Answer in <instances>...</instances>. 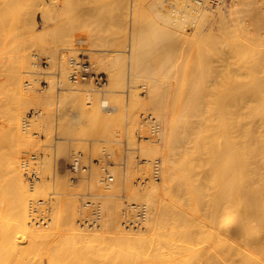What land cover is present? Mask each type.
Returning <instances> with one entry per match:
<instances>
[{
	"label": "rangeland",
	"instance_id": "obj_1",
	"mask_svg": "<svg viewBox=\"0 0 264 264\" xmlns=\"http://www.w3.org/2000/svg\"><path fill=\"white\" fill-rule=\"evenodd\" d=\"M179 1L130 0L129 3V0H0L1 119L4 114L7 116L12 111L8 104L14 101L13 97L7 95V91H10L9 96L12 92L6 77L11 67L7 59L12 65L13 61H17L15 59L18 52L23 51L30 64L29 68L25 67L28 71L22 77L24 99L21 98L24 101H17L23 104H20V135L11 132L12 142L4 146L2 144L3 148L0 142V164L6 166V158L10 157L8 153H18L16 155L20 170L29 190L26 196L29 219L27 224H40L42 234H39L40 239L36 242H31L30 235L22 230L17 231L15 237L19 246L32 243V248L38 247L35 249L38 252L32 250L30 253L31 259H35L34 262L37 260L36 263L39 264L40 260L45 264H121L125 259L142 262L144 258V262L162 258L170 263H186L191 260L188 258L191 254L190 248L202 244V235H197L195 230L188 232L187 229L193 227L195 220L204 218L205 208L203 210L202 204L201 211H193L188 207L189 202L182 204L183 199L177 203L188 218L183 225H169L167 228L161 226L156 230V235H151L152 232L146 234L143 230L141 232V228L147 225L145 217L150 207L142 191L148 189L151 182H160L163 155L168 151L165 141L168 131H165L167 127L161 120L159 110L163 106L162 110L166 108L167 112L171 103L176 102L173 96H184V99H180L185 100V107L189 106L188 111H184L187 113L186 118L183 115L184 125L187 127L184 126V132L191 137L192 144L201 142V117L209 112L206 111L208 108L205 109L201 91L211 81H216L212 77H226L221 78V93L225 102L223 113L218 112L216 107L215 114L221 113V117L214 113L208 116L209 121L213 119V115L216 116L214 119L220 117L216 122L222 131L217 133L216 137L219 139L217 138V143L215 141V146L218 147L215 148L223 153L225 145L234 144L235 137L230 132L237 124L234 107L240 97V82L244 84L245 79L248 80V76L240 80L236 78V74L253 68L251 71H255L258 76H264V0H203L207 8L199 11L183 6ZM188 1L193 5L197 4L196 0ZM216 57L226 60L222 61V65H216L219 60ZM70 58L89 61L90 71L102 74L103 82L100 85L95 84L91 78L73 82L69 77L73 67ZM2 63L9 65H5L9 68ZM216 66H219L217 72V68L214 69ZM207 79L210 83L206 82ZM182 103L177 106L181 107ZM212 110L214 112V108ZM146 116L150 117L148 121L151 122L144 121ZM231 119L236 122L233 123ZM5 120L2 124L8 125L9 119L7 122ZM7 125L4 129L0 123V136L5 133V136H10L9 129L8 135L7 131L4 132ZM212 132L209 131L210 135ZM203 150L200 147V151ZM78 153H81V166L86 168L73 171L70 162L74 154ZM200 156L198 154L192 162L198 168H218L219 164L221 166V161H216L213 167L214 164ZM231 160L227 158L224 163L234 164L235 161L232 160L231 163ZM214 175H208L207 182L218 181L219 174L215 175L216 178ZM38 185L36 192H32L31 186ZM226 186L222 189V194H217V199L220 198L219 204L235 196L234 183ZM3 189H6V193L7 188ZM156 193L153 197H158L159 193L162 195L160 189ZM8 198L11 202L7 199L10 202L6 203L7 213L10 212L8 203L13 212L14 200L12 194ZM11 212L9 214L13 217ZM139 229L145 237L153 236V240H147V243L143 241L141 247L136 249L140 242L136 245L130 243L124 234L131 233L133 236L139 233ZM177 229L185 234L175 236L173 232ZM254 229L250 230L253 236L245 237L243 243H214L213 250L224 252L235 249V252L239 251L237 256L241 255L240 251L254 250V259H263L264 245L257 247L250 244L257 234L261 237V230ZM140 251L143 255L140 253L139 256ZM129 252L131 256L134 254V259L124 257L130 255ZM135 254L138 255L137 259ZM158 254L159 257H156ZM145 256L151 260H146Z\"/></svg>",
	"mask_w": 264,
	"mask_h": 264
},
{
	"label": "bare ground",
	"instance_id": "obj_2",
	"mask_svg": "<svg viewBox=\"0 0 264 264\" xmlns=\"http://www.w3.org/2000/svg\"><path fill=\"white\" fill-rule=\"evenodd\" d=\"M179 2H181V4H183V6L184 5H186L187 7L190 6L191 8L196 9L198 11L200 9H206L207 8V6L205 5V2L203 0H196L195 3H197V4H194V5L191 4L188 0H180ZM129 3H130V0H129ZM6 9H7V7H6ZM218 17H220V16H218ZM205 34H207V33H205ZM21 52H18V56L16 54L17 58L16 59L14 58V59L17 61H13L14 63L12 65H11V62L10 61L8 62V59H7V63L8 64L10 63L11 67L8 70V74L6 77L8 80V87L10 85V89L12 91L11 96H9L10 91L9 92L7 91V93H8L7 95H8V97H13L12 99L14 100L10 103L12 106H10V104H8L9 109L11 107L10 110H12V111L8 114L6 113L7 116L4 114L7 119L6 120L4 119L5 118L4 115L3 116L1 115L2 118L4 117L3 119H1V117H0V119L2 120V122L0 120V123H1L2 127L4 126L3 127L4 129H5V126L7 124L3 125L2 124L3 120H5L6 122L8 119L10 120V121L8 120L9 123L6 127V130L3 129L4 132L7 131V135L9 132L8 129L10 130L9 135L11 134V132H14L16 135H20L19 130H20L21 125H19L20 124L19 122L21 121V119H20L21 118L20 117L21 107H22L21 105H23V104H21L19 102L17 103V101H20V99L22 101H24L23 100L24 99L23 98L24 93L22 92L23 90L21 89L22 88L21 86L23 84L22 83V81H23L22 77L24 75L23 73L28 71V70H25V67H26V69H27V67L28 68L30 67L29 66L30 64H29V61L27 58V54H25L23 51H21ZM239 55H240V53H239ZM231 56H232V53H231ZM93 59H95V58H93ZM216 59H219V60H217L216 65L218 63L222 65L224 63L222 61L224 59L226 60V58L221 60L222 58H217V57H216ZM216 59H215V61H216ZM5 60H6V58H5ZM203 61H204V59H203ZM30 62H31V60H30ZM251 63H253V62H251ZM61 64H62V62H61ZM95 64H97V66H98V63H95ZM5 65H7V64H5ZM102 65H104V64H102ZM212 65H213V63H212ZM221 65H220V67H221ZM7 66H9V65H7ZM97 66H96V68H97ZM132 66H134V65H132ZM206 68H208V67H206ZM215 68L218 69V70L217 69L215 70L216 72L219 71V66L214 67V69ZM235 68H237V67H235ZM209 69H210V67H209ZM249 69L248 70L244 69V71H243L241 68L242 71L238 70L239 72L236 74V78L241 80L242 77L244 78V76L245 77L248 76V80L244 78L246 80L245 81L246 84H245V82H244V84H242L240 82V80H238V82H240L239 92H238L240 97H239V101H237V102L235 101L236 102L235 107L233 106L234 110L236 111L235 114L237 117V124H235L236 127L231 125V126H233V129H231V131H230V132H233V134H234L235 142H233L234 143L233 145H228V144L225 145L226 148L224 149L223 153H221V151L219 149H216L218 146H215V145H217L216 144L217 143L216 140L218 138V137H216L217 133H219V132L221 133V131H222V130L221 131L219 130L220 125L216 121H218L220 119V117H221L220 114L223 113V108L225 105L224 97L222 96V93H221L222 84H223L222 83L223 79H221V78H226V77L220 76V79H216V77L218 78L219 76L215 75L216 76L215 78H213L211 76L212 77L211 79L212 80L215 79L216 81H214V82L211 81V84L208 86L205 85L207 87L204 88L203 91H201V92H203L202 97L204 96L203 97L204 102L203 101L202 102L206 105L205 109L208 108V109H206V111H209V112H206V114L202 113L204 115V117H201V118H203L201 142L198 141L195 144L194 143L192 144L191 137H189L188 135L186 136V134L184 132V129H183L185 126L184 120L186 118L185 114H187L184 111H186L189 107V106L185 107L187 105H185L186 102H185V100H183L184 96L183 97L182 96L176 97L179 99H176L175 96H173L174 100L177 103L176 102L171 103L172 105L170 106V108L167 112L165 110L166 108L162 110L163 106L161 108L162 111L159 110L161 112V115L158 114V116L159 115L161 116L162 122L167 127V130H165V128H163V130H165L166 132L168 131V133L165 132L166 134H168V136L165 137V141L167 142L166 144H168V146L166 145L167 146L166 148L168 149V151H166L165 155H163L164 157L162 160V170H161L160 182L159 181H158V183L151 182L152 184H150L149 188L144 189L142 191L143 194H145V196L147 197V201H148V204L150 205V207H149V211L146 214L147 217H145L147 225H145L141 228V232H142V230L145 233L146 232L147 233L152 232L151 233V235H152L153 233L155 234L156 230L158 228H160L161 226H165L167 228L169 225L176 226L178 224H182L185 221H187L188 218L185 215L186 213L184 214V212H183L184 209L183 210L179 209V206L177 205V203H179L180 199H183V200H181V202H183L182 204L189 202L188 207L191 208L193 211H196V212H199V210L201 211L200 206L202 204H203V210L205 208L206 215L204 216V218L202 220H195V221L193 220L194 221V224H192L193 227L191 226V227H189V229H187L188 232L195 230L198 232L197 235L198 234H200V236L202 235L201 236V237H203L201 240L202 244L200 243L201 245L199 247H194V248L191 247L190 248L191 254L188 256V258L191 260L186 262V263L185 262L184 263L183 262H181V263H178V262L177 263H170L169 260H168L169 262H167L165 260H162V258H157L156 260H154V258H153V260H151V259L146 258V257L150 256L146 252L148 255V256H145L146 260H151V261H144L143 262L144 258H142L143 259L142 262L140 260H139L140 262H137V261H133V260L131 261L129 259H125L126 261L124 260L121 264H264V260H263L264 257H263V259L262 258L261 259L260 258L254 259L255 256L253 257V255H252V253L254 252L253 249H255L254 246L252 247L253 249L251 248L253 250V252L251 250H249V251L247 250L244 252L240 251L241 252L240 256H237V253L239 251L236 250L237 252H235L234 251L235 249L234 250L233 249L228 250V251L224 250V252H219L215 249L213 250L214 243H219V244L220 243H222V244L227 243L229 245L230 244L234 245V244H237L240 242L243 243L245 237L253 236L251 234L252 232L250 230L251 229L253 230L254 228H255L254 229L255 231L261 230V232H259L261 237H258V234H257L256 238L252 239L250 244L255 245L257 247L258 246L262 247V245H264V185H263L264 184V76H258V74L255 71H251V70H253V68L250 69V71H249ZM68 70H69V68H68ZM204 70H205V68H204ZM263 72H264V70H263ZM211 73L212 72L210 70V74ZM225 73L228 74L227 71ZM230 73H231V71H230ZM259 73H261V72L259 71ZM216 74L220 75V73H216ZM233 74H234V72H233ZM223 75L225 76V74H223ZM64 78L62 80H64ZM201 78H202V76H201ZM232 78H233V76H232ZM151 79H153V77ZM205 79H206V77H205ZM67 80L68 79H66V81ZM204 82H205V80H204ZM206 82L210 83V81L208 79ZM237 84H239V83H237ZM235 89L233 88V90H235ZM188 94L189 93H187V95ZM14 98L17 100H15ZM25 98H26V96H25ZM180 98H183V99H180ZM188 98L186 101L189 103ZM45 100H46V98H45ZM7 101H8V103L10 102L9 98L7 99ZM181 102H183L182 106L179 107L181 105L180 104ZM184 102H185V104H184ZM22 103H24V102H22ZM37 103H38V98H37ZM105 103H106V100H105ZM105 103H103V104H105ZM216 103L217 104L219 103V104L217 105ZM228 103H229V101H228ZM177 104L179 106H177ZM183 104H184V107L186 108L185 110H183L184 109ZM216 107H218L219 109ZM213 108H214V112L212 110ZM215 108H216V110H218V112H221V113H218L220 116V117L218 116L219 119H218V117L216 119H214V117H216L218 115V114H215V111H216ZM225 110H226V108H225ZM210 113H212V114L214 113L216 115V116L213 115L214 121H213V119L211 121H209L210 118H209L208 114H210ZM74 115H75V113H74ZM183 115L185 118L183 117ZM189 116H191V115H189ZM257 117L259 119H256ZM198 118H199V116H198ZM234 118H232V119H234ZM232 119H231V121H232ZM212 121H213V123H212ZM257 121H259L258 124L256 123ZM235 122H236V120H235ZM235 122H233V123H235ZM251 122H252V124H251ZM163 127H164V125H163ZM194 127H195V125H194ZM222 127H223V124H222ZM223 129H224V127H223ZM228 129H230V127ZM1 130H2V128H1ZM209 131H211V132L215 131L216 133L212 132L215 136L213 134L212 135L214 137L212 135H210L211 133H209ZM4 132L2 134H4ZM0 134H1V131H0ZM5 134H4V136L3 135L0 136L1 147H2V144L4 146V144H8V142H10V143L12 142L11 135L8 136V137H10V138H8L7 136H5ZM219 134H218V136H219ZM13 137L15 138V136H13ZM215 137H216V139H215ZM234 137H232V138H234ZM16 138H17V136H16ZM220 138H221V135H220ZM215 141H216V143H215ZM14 142H15V140L13 141V143ZM219 143H221V141H219ZM225 143H227V142H225ZM220 145H224V144H220ZM200 147L202 150L204 149L202 152L200 151ZM167 149H165V150H167ZM7 151H9V150L7 149ZM2 152H4V151H2ZM4 153H6V152H4ZM14 153L15 152H12V154L8 153V155H10L9 159L5 157L7 159V161L5 159L6 164L4 163L6 166H2L3 164L2 165L0 164V189L3 190L2 192H3V194H5L4 197L2 196L3 194L0 195V199H1V201H0V264H38V263H36L37 260L34 262V260H35V259H33L34 257L31 259L32 254H30V253H32V250H35L38 247H36V245H34L36 248H32L33 247L32 243H30L26 246H19V243L17 242V239L15 237V233H17V231L22 230L23 233L30 235V237H31L30 239H32V241L30 240L31 242L39 241L37 239H40L39 237L42 234V231H41L42 228H40V224H37V225H35L34 223H30V224L28 223L27 224V220H29V219H27V217H28L27 216V210H28L27 205H28V203H27L26 196L28 195L27 192L29 190L27 189V185L25 183V180L23 179V176H22V173L20 170L21 167H20V164L18 161V156H17L18 153H16L17 155L16 154L14 155ZM198 154H201V156H200L201 158L205 159L206 161H210L211 164H214L213 167L215 166L216 161H219V162L221 161V166L219 164L218 168H209V167L208 168H198V167H196V165H194L195 163L192 164V162ZM3 155L4 154H2V156ZM5 156H7V155H5ZM0 157H1V155H0ZM3 157L1 159L4 160ZM227 158H231L233 161H235V163L230 164V165H226L224 162L227 160ZM232 160H231V163H232ZM214 161H215V163H213ZM229 161L230 160H228V162ZM0 162L2 163V161H0ZM217 173L219 174V180L216 181L217 183L213 182V181L207 182L208 181V179H207L208 175H209V177H210V175L212 176L213 174L218 176ZM217 176H215V178ZM209 179H211V178H209ZM209 181H211V180H209ZM231 183L232 184L234 183V187H233L234 188V194L233 195H235L234 198H231L229 201H227L228 200L227 199L225 202L219 204L220 198L217 199V194L218 195L222 194V189L226 185L231 184ZM5 185H6V187H5ZM37 187L39 188V185L33 186V187L31 186L32 192L33 191L36 192ZM3 188H7L6 193H4V191L6 189H3ZM146 188H147V186H146ZM130 189L132 190V188H130ZM159 189L161 190L162 195L159 193L158 197H153L154 194H157L156 192ZM1 190H0V193H2ZM225 192L227 193V191H225ZM8 193L10 195L12 194V198L14 199L13 200V206L10 204L12 206L13 212H11V207L9 206V203L11 201L8 198L9 197ZM232 193H231V195H232ZM7 194H8V196H6ZM1 196H2V198H1ZM222 197H225V196H222ZM7 199H9L10 202L7 201ZM187 199L189 201H187ZM7 202H9L8 208L10 209V212L14 214L13 217H11V214H9L10 212L7 213V210H6V208H7L6 203ZM182 206H184V205H182ZM184 207L187 208V206H184ZM189 208H187L186 210H189ZM201 214H202V212H201ZM188 215H191V214H188ZM197 216H199V215H197ZM42 220H44V219H42ZM191 221H190V224L192 223ZM39 222H42V221H39ZM39 222H37V223H39ZM27 225L29 228L27 227ZM186 225H187V222H186ZM187 227H188V225H187ZM14 228H15V230H14ZM139 231H140V229L137 232H139ZM141 232L136 233L137 235L132 233V235L134 234L133 236H131V233H130V235L129 234L126 235V233L124 234L126 236V240L129 241L130 243L133 242L136 245V243L140 242V246L137 245L135 247L136 249H137V247H139V248L141 247V245L143 244V241H146V243H147V240H149V241L153 240V236L147 238V237H145V234L141 233ZM181 233L183 234L184 232L182 230H179V229L174 230V232H173L174 235L175 234L176 235H179V234L182 235ZM143 234H144V236H143ZM193 234H195V232H193ZM255 234H256V232H255ZM149 236H150V234H149ZM183 237H185V236H183ZM151 243H152V241H151ZM156 243H158V242H156ZM144 246H146V248H147V245H144ZM36 252H38V250ZM133 252H136V251H133ZM258 252H259L258 254L261 253L260 255H262V252H260V251H258ZM44 253H46V252L44 251ZM140 253H142V255H143V252L140 251L139 256H140ZM154 253L156 254V252H154ZM129 254H130V252H129ZM133 255L131 256V254L130 255L127 254L124 257L131 258V257H133ZM135 255H137V254H135ZM42 256H40V257H42ZM157 256L159 257V254L156 255V257ZM262 256H260V257H262ZM56 257H57V255H56ZM136 257H138V255L135 256V259H137ZM133 259H134V257H133ZM39 264H45V263H42L39 260ZM67 264H75V263H69L68 262ZM76 264H80V263H76ZM82 264H84V263H82ZM91 264H92V262H91ZM104 264H107V262ZM112 264H114V262ZM116 264H120V263H116Z\"/></svg>",
	"mask_w": 264,
	"mask_h": 264
},
{
	"label": "built area",
	"instance_id": "obj_3",
	"mask_svg": "<svg viewBox=\"0 0 264 264\" xmlns=\"http://www.w3.org/2000/svg\"><path fill=\"white\" fill-rule=\"evenodd\" d=\"M69 60H70V63H72L73 65L72 70L69 74V77L73 82H81L84 80H88L89 78L93 79V82L95 84L100 85V83L103 82L102 74H97L95 72L90 71L88 62L76 61L74 58H70ZM143 119L145 122H151V121H148L150 119L149 116H146ZM74 155L75 156L72 157V161L70 162V168L73 171H77L80 168L85 169L86 166H81V163H80L81 153L74 154ZM137 215H139V210L137 212Z\"/></svg>",
	"mask_w": 264,
	"mask_h": 264
}]
</instances>
